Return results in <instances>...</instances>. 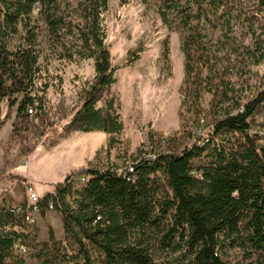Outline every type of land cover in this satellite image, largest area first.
<instances>
[{"label": "trees", "instance_id": "obj_1", "mask_svg": "<svg viewBox=\"0 0 264 264\" xmlns=\"http://www.w3.org/2000/svg\"><path fill=\"white\" fill-rule=\"evenodd\" d=\"M108 1L76 0L68 9L63 0H0V101L16 105L17 117L43 106L33 94L43 27L58 57L93 60V83L66 130L122 129L113 100L96 107L117 69L105 42ZM156 1L161 21L181 32V106L200 115L209 98V136L178 151L141 152L132 172L80 166L53 183L45 198L53 199L64 238L50 227L47 241L33 243L42 264H264V134L253 131L264 87L244 99L226 76L236 63L246 75L264 58V0ZM82 174L84 183L71 181ZM26 228L21 213L0 207V264H22L11 258L17 241L25 246Z\"/></svg>", "mask_w": 264, "mask_h": 264}, {"label": "rangeland", "instance_id": "obj_2", "mask_svg": "<svg viewBox=\"0 0 264 264\" xmlns=\"http://www.w3.org/2000/svg\"><path fill=\"white\" fill-rule=\"evenodd\" d=\"M71 9L76 0H63ZM156 0H109L103 14L110 61L117 66L115 81L104 90L96 103L104 109L113 100L122 129L118 133L66 130V125L83 101L94 79L91 58L68 61L58 57L46 29L40 28V76L33 94L43 96V106L21 118L16 105L0 101V207L27 202L26 184L39 196L53 190L65 171L80 166L111 168L123 172L140 153L180 150L207 138L211 117L209 98L195 115L181 106L184 57L179 27L168 28L157 14ZM141 48L139 57L126 65L130 53ZM232 59L235 56L231 57ZM235 64L226 74L244 99L264 87V58L250 66V72ZM40 88H44L43 91ZM253 131L264 134V113L253 121ZM47 140L49 147L42 146ZM56 211L40 212L37 223L26 228L25 252H14L12 260L22 264H42L32 257L33 243L48 240L51 227L55 238H64L62 222L52 218ZM39 227V228H38ZM56 232V233H55ZM44 237V238H43ZM238 253L230 252L232 261ZM19 258V259H18Z\"/></svg>", "mask_w": 264, "mask_h": 264}, {"label": "built area", "instance_id": "obj_3", "mask_svg": "<svg viewBox=\"0 0 264 264\" xmlns=\"http://www.w3.org/2000/svg\"><path fill=\"white\" fill-rule=\"evenodd\" d=\"M36 110L33 108H28L27 113L32 114ZM207 140V138L202 139L200 142H203ZM150 158H154V155H149ZM126 173L133 171V165L130 163L125 168ZM71 181H73L75 184H82L86 181L85 175H79V176H72ZM50 191L49 193H51ZM26 193H27V202L25 206H9L7 207L11 208L15 213H21L23 216V222L25 224V227L33 226L37 223L38 216L41 212V209H44L45 211H55V204L53 202V199H47L42 196H39L37 192L35 191V188L31 184H26ZM19 231H24L25 229L23 227H15ZM14 252H25L26 247L21 242H16L13 246Z\"/></svg>", "mask_w": 264, "mask_h": 264}, {"label": "crops", "instance_id": "obj_4", "mask_svg": "<svg viewBox=\"0 0 264 264\" xmlns=\"http://www.w3.org/2000/svg\"><path fill=\"white\" fill-rule=\"evenodd\" d=\"M68 172H70V170L69 171H65V173H63L62 175H61V179H63L64 178V176L68 173ZM47 215L45 216L46 217V219H47V217H48V214L49 215H51V213L50 212H47L46 213ZM52 216V218H55L56 219V221H59L60 219H59V215L58 214H56V216L54 217L53 215H51ZM39 228V227H38ZM55 231V230H54ZM61 232H63V228H62V230H60ZM56 233V232H55ZM55 235V234H54ZM44 238V237H43Z\"/></svg>", "mask_w": 264, "mask_h": 264}]
</instances>
